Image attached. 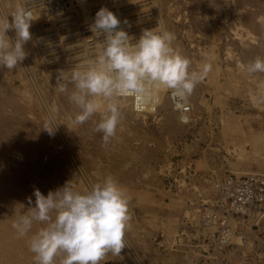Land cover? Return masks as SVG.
Here are the masks:
<instances>
[{"label":"rangeland","instance_id":"1","mask_svg":"<svg viewBox=\"0 0 264 264\" xmlns=\"http://www.w3.org/2000/svg\"><path fill=\"white\" fill-rule=\"evenodd\" d=\"M17 4L0 0V16L11 23ZM141 5H152L146 14L156 24L150 26L160 21L174 34L173 46L191 69L212 66L188 98L191 121H179L166 95L154 117L134 115L123 99L116 136L105 145L95 131L99 112L82 125L70 122L79 111L69 99L74 66L46 63L32 35L25 59L15 69L0 68V264H34L28 240L42 225L19 237L12 223L34 205L35 189L47 196L71 182L86 191L109 175L125 190L131 219L120 255L109 253L100 264H264V238L254 230L264 213L237 219L232 244L219 254L201 245L198 222L211 179L264 172L254 169L264 159V133L256 131L264 127V90H258L264 73L245 71L247 63L264 58V0ZM7 35L14 40L15 30ZM61 70L69 71L64 93L56 88ZM49 119L51 135L43 127Z\"/></svg>","mask_w":264,"mask_h":264},{"label":"clouds","instance_id":"2","mask_svg":"<svg viewBox=\"0 0 264 264\" xmlns=\"http://www.w3.org/2000/svg\"><path fill=\"white\" fill-rule=\"evenodd\" d=\"M32 0L17 4L10 16H0V68L15 69L25 59L24 45L32 39L30 32ZM259 21L264 27V17ZM121 21L107 7L95 14L91 30L103 35L92 57L75 65L69 82L74 86L69 99L79 111L70 118L72 125H82L96 113L95 131L102 133L107 145L115 136L121 121V101L131 97L137 110L158 102L162 88L170 90L175 106L185 103L195 86L211 71V64L191 69L189 58L173 46L174 34L159 21L155 29H144L135 43L119 27ZM15 30V39L7 33ZM191 69V70H190ZM250 74L264 73V58L256 57L245 65ZM69 72V71H67ZM61 70L57 91H68L63 83L68 77ZM264 90V81L258 82ZM183 119V117H182ZM52 120L44 130L54 133ZM35 203L12 223L19 237L37 228L28 240L34 264H100L106 255L119 256L125 247V231L131 219L125 190L111 175L92 184L86 191L76 190L66 182L45 196L35 189Z\"/></svg>","mask_w":264,"mask_h":264},{"label":"built area","instance_id":"3","mask_svg":"<svg viewBox=\"0 0 264 264\" xmlns=\"http://www.w3.org/2000/svg\"><path fill=\"white\" fill-rule=\"evenodd\" d=\"M146 1L148 0H32L29 5L33 13L30 29L36 50L51 66H58L60 61H64L62 63L70 67L90 59L99 42L104 39L103 35L96 36L91 30L95 14L101 7H107L117 16L121 21L119 27L135 43L144 29H152L150 25L156 24V21L150 22L147 17L146 9L149 5H141ZM22 2L23 0H18V4ZM151 7L152 5L149 6ZM150 17L155 19L156 15ZM163 95L169 99L179 121L189 123L192 115L189 100L175 106L170 90L166 88L159 91L158 102L141 110L134 107L131 97L128 98L134 113L154 117L160 109ZM210 192L198 207L199 228L203 230L199 241L206 246L207 251L219 254L232 244L237 219L264 213V172L253 171L239 175L227 173L214 177L211 179Z\"/></svg>","mask_w":264,"mask_h":264},{"label":"crops","instance_id":"4","mask_svg":"<svg viewBox=\"0 0 264 264\" xmlns=\"http://www.w3.org/2000/svg\"><path fill=\"white\" fill-rule=\"evenodd\" d=\"M254 130H256V129H254ZM256 131H261V132L264 133V127H262L260 130H256ZM249 140L253 141L251 139H249ZM253 143H258V142L253 141ZM258 145H262V144L258 143ZM254 169H258V170H263L264 171V159L263 158L261 159V163L257 164V166H255ZM254 225H255L254 230L256 232H258V234H260L262 238H264V218H261Z\"/></svg>","mask_w":264,"mask_h":264},{"label":"bare ground","instance_id":"5","mask_svg":"<svg viewBox=\"0 0 264 264\" xmlns=\"http://www.w3.org/2000/svg\"><path fill=\"white\" fill-rule=\"evenodd\" d=\"M39 55V54H38ZM77 64V63H76ZM58 70V69H57ZM127 100H130L129 98H126ZM131 102V101H130ZM172 110H173V108H172ZM174 111V110H173ZM159 112V111H158ZM134 113V112H133ZM175 113V112H174ZM158 114V113H157ZM176 114V113H175ZM134 115H136V116H140V117H145V116H147V115H140V114H137V113H134ZM176 116H177V114H176ZM177 118H178V116H177ZM179 119V118H178Z\"/></svg>","mask_w":264,"mask_h":264}]
</instances>
